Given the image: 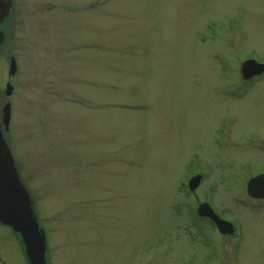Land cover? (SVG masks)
<instances>
[{"label":"rangeland","instance_id":"rangeland-1","mask_svg":"<svg viewBox=\"0 0 264 264\" xmlns=\"http://www.w3.org/2000/svg\"><path fill=\"white\" fill-rule=\"evenodd\" d=\"M13 1L0 105L10 55L9 142L49 264H264V206L243 185L246 160L264 165V112L250 98L230 124V36L264 57V0ZM206 198L236 238L197 217Z\"/></svg>","mask_w":264,"mask_h":264},{"label":"flooded vegetation","instance_id":"flooded-vegetation-1","mask_svg":"<svg viewBox=\"0 0 264 264\" xmlns=\"http://www.w3.org/2000/svg\"><path fill=\"white\" fill-rule=\"evenodd\" d=\"M2 3L5 4L6 10L2 17V20L0 21V37L2 39V42L0 44V53L3 46L5 45L6 35L11 25V14L12 11L14 10L13 0H2ZM247 38L248 37L245 36L244 31L240 33L239 38H237L236 36L235 37L230 36V124L231 125L243 124L248 119V115L250 111L257 112L255 109L249 108L250 105L248 102L251 101L250 98H252V100L254 99L253 105L255 106V108L260 107L262 109L260 113L264 112V105L262 104L260 105L261 101L256 102V99L260 97V96H256L258 94L257 91L260 89L259 85L264 84V69L262 70L263 72L261 74L257 75L256 68L249 66L250 64H247V61L254 59L258 64L264 65V57L263 55H261V51H259L257 48L252 46V44L245 45ZM11 58L12 56L10 55L7 58H5L7 60L8 69L10 67ZM13 59L15 65L14 74L8 75V71H7L4 80L5 91L3 93L4 95L3 97L5 98V104L10 105L9 133L5 137L6 140L10 139L11 137L10 134H11V124L13 119V106L18 99V94H16V89H15V85L17 83L16 79L18 80L21 79V65L19 61L16 59V57L13 56ZM245 63L246 65L243 68V65ZM0 66L2 68L1 64ZM5 67H3V71L5 70ZM3 76L0 73V81H1V77ZM234 79H236L237 81L234 82ZM8 86L10 87V91H9V95L7 96L5 92H6V87ZM262 95H264L263 91H262ZM1 100L3 101L2 97H0V101ZM241 103H245V104L241 105ZM2 109L3 108L0 105V121H1ZM230 144H232L233 146H238L235 140H231V137H230ZM245 164L246 166L249 167L250 170L249 174L251 175L248 174V176L244 178L243 180L244 187L247 185L248 181L251 180L252 178L257 177L261 173L264 174V165L257 164L256 160L248 159L246 160ZM248 198L251 201L256 202L255 204L264 206V199H252L250 197ZM12 236L15 240L19 242V247H21V250L24 253L23 247L20 242V237L17 234H15L11 230V228L4 226L0 223V264H13L12 261L13 256L11 255V250H8L5 244V241L10 240ZM223 237L228 239L230 238L234 239L237 237V235H234L232 233L230 235Z\"/></svg>","mask_w":264,"mask_h":264},{"label":"water","instance_id":"water-1","mask_svg":"<svg viewBox=\"0 0 264 264\" xmlns=\"http://www.w3.org/2000/svg\"><path fill=\"white\" fill-rule=\"evenodd\" d=\"M6 6L0 0V21L5 13ZM1 43V37H0ZM13 71V65L10 74ZM9 93V92H8ZM7 110L4 109L3 125H7ZM199 177L192 178L188 182L190 191H194ZM247 192L252 197H264V180L253 179L248 183ZM197 213L203 217H211L221 232H227L225 222L217 219L210 213L205 205L197 209ZM0 222L10 226L21 237L25 252L30 264H44L43 236L38 230L33 217L29 197L21 185L12 156L2 138L0 131Z\"/></svg>","mask_w":264,"mask_h":264}]
</instances>
